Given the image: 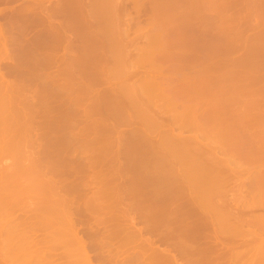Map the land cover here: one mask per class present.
<instances>
[{
  "label": "rangeland",
  "instance_id": "obj_1",
  "mask_svg": "<svg viewBox=\"0 0 264 264\" xmlns=\"http://www.w3.org/2000/svg\"><path fill=\"white\" fill-rule=\"evenodd\" d=\"M121 5H123L122 6L123 8L119 7ZM137 5L139 8L143 7L141 9V12H139L140 9L136 11L135 7ZM118 10H122V12L121 13L120 11L117 12ZM113 12L115 13L116 17ZM10 17L13 21L11 23H10L11 21ZM115 18H117L116 19L117 21L115 20ZM121 18L123 20L119 21V19ZM115 21L116 22L119 21L118 26L116 25L117 23L115 24ZM0 22H1L0 25L2 24L3 27L2 29H4L2 31L0 26V37L2 38L6 37L7 38L6 42H8L6 44L8 45L10 44L11 39L13 38L12 44H10V46H6L5 44V46L7 47L6 48L7 51H5L4 47L2 49L3 53L1 54L3 55L5 53L3 57H6L7 53H9L8 55L11 57L10 60H8L9 57L0 60V71L4 69L3 78L0 79V81L5 80V82L9 86L10 84L11 85L13 84L12 83L13 81H16L15 83L19 84L20 86L19 85L17 86V84L15 86L17 87L22 86V88L26 89L27 91L29 90L30 93V96L28 95L29 98L32 101V103L35 102V104L33 103L35 106L32 107L33 108L40 107L39 109L40 111H34L30 119V122H33L32 125L33 129L31 131V134L33 139H35V141L31 143L28 147H26L25 150L28 152V154H30L31 151L37 150L40 152V150L41 151L45 149L48 150L49 157H47V159L45 158L44 160H42V165L44 166L46 164L51 165L53 163H59L58 165L61 167L59 168L60 169L63 168L62 171H65L61 175L59 173L58 178L61 181L60 183L65 184L66 186L72 184L78 185L79 183H81L82 186L79 187L82 189H84L83 187H85V185L88 183L87 185L88 187H85L88 190L85 191L86 189H84L83 191L84 194L82 191H79V189L76 188L77 186L75 187L74 185L73 186L76 188L75 190L80 192V195L77 194V191L74 192V194L77 195H74L72 193L73 192L72 190L70 191L67 190L66 193L70 192L71 195L73 194L72 195V199H74L72 205L73 209L71 208L72 211L75 210L73 213H75L78 210L77 208L79 206V210L76 212V215L79 216V218L80 217L81 218L77 219L78 217L75 215L76 216L75 219H77L76 227L80 229L81 231L80 235L84 236L83 238H85L84 240H86V243L88 244L87 246L91 250L90 254L93 255L92 257L94 258L95 264L96 263L101 264L100 263L101 259L99 255L100 254L102 255V253L105 257L108 256V258L106 257V259L110 260L112 258L114 262H112V259L110 261L113 264L116 261L119 262L118 264L122 262L124 264L128 262L129 264H143V263L149 264L150 262L149 253L151 252L149 250L150 247L149 248L146 247V249L143 250L144 248L143 246H147V245H144L146 244L144 243L145 242L144 240H143L144 242L141 241L142 237L155 238L154 241L155 245L159 249H164V248L171 250L174 249L172 253L175 252L174 254H177L176 262L178 263L179 262L185 263L187 260L186 257L183 256L180 257V254H178L180 250V248L178 249V247L179 245L181 246L179 242H184L183 244H187L186 242H188V245L182 244L183 249L185 250L188 249L190 254L188 250L187 252L188 255H190L191 257L190 259L195 262L198 261L199 264L200 263L225 264V262L227 264L231 258L229 257L230 256L229 252L231 250L233 252V249L231 248L230 250H228L229 248L227 244L229 243V245L232 247L233 246V244L231 243L232 241H234L233 243H235L234 246L236 245V243H240L238 246H236L237 249L239 248L243 249L245 247L243 245L246 244L247 247L245 248L249 250L248 247L251 248L254 245L256 246L259 245L260 247L261 244L260 251H263L262 243L264 244L263 242L264 231L261 226L264 221V217H263L264 216V195H263L264 184H262L264 183V181H262L264 180V176H263L264 156L259 157L256 156L257 154L251 155L250 153H247L246 154L247 157L251 155V158L255 156L254 158L258 157L259 159L256 158L250 160L251 158L249 157L248 160H245V159H241L240 157L242 156V158H245L243 157L245 156L246 153L245 151L255 152L260 150L262 147L263 148L261 151L262 153L264 152L263 151L264 150V0H77V1L76 0H0ZM135 22L139 23L140 26L139 24L138 25L135 24ZM129 25L131 26L129 28V32L126 35L120 34V30H122L121 28L125 29L126 26H127L126 28H128ZM4 27L7 29L6 32ZM2 32L4 33V36H2L3 35ZM121 35L123 36L121 37ZM13 43L16 45H14ZM53 44L55 45L54 47ZM1 48L2 47H0V50ZM124 54L128 56L126 57L129 60L124 59L125 57ZM193 57L198 58V60L190 61L191 58ZM122 59L125 60L124 61L125 63L126 62L127 63L126 64L123 62L121 63ZM14 62L15 64L18 63L17 67L19 66V68L18 69L16 68L17 70L13 69L14 71H11L12 68L11 70L9 69L10 67H12V65H14L12 64ZM119 62L125 65L121 66ZM187 62H191V64L187 65ZM152 63H154L155 65L153 66ZM140 64H142L143 66H141ZM144 67L146 68V71H144L145 70ZM175 68L176 70H173ZM119 70L120 71L126 70L128 72L130 70H132L131 72L137 70V72L138 71H142V72L138 74L135 73L136 71L133 72L132 74L130 72L129 74H127L128 76L125 74L126 77L125 76L122 77V75L126 73V71L123 74H121L123 71L120 72ZM156 70L157 71L160 70V71L157 72ZM170 70H171L170 74H172L173 71L176 72L177 70L185 71L186 74H184L183 72H179V73H183L181 75L178 74L177 72L176 73L178 75L172 74L176 78L174 79L173 76L171 75V79H174V81L171 83L172 80L168 79L169 76H167ZM209 70L211 72H209ZM4 71H6L7 74ZM207 71L209 73H205ZM100 72L103 73L102 75L106 76L105 78L107 79V81L101 80L104 79L103 77L100 79V81L98 80L100 78L99 76H102ZM110 72L113 74H111ZM147 72L148 74H146ZM117 73L121 74V76L120 74H118L119 78L115 76ZM108 74H110L111 76ZM133 74L139 75L140 78L138 79H142V80H138L137 78H134L136 76H133ZM140 74H142L143 78L141 77ZM145 74L150 78H152L153 76L155 77V75L157 76L160 75L161 78L162 76H167L168 78L167 77L166 78L170 80V82L167 80H166L167 82L166 81L163 82L160 79L159 80L165 83V85L166 83H168L167 86L170 84L171 85V86L169 85L170 87H173V85H175L174 88L178 90L179 88L184 89L181 86V84L187 85L184 87H189V85L192 84L193 85L195 84L196 86L197 85L204 86L205 84V87L207 85L211 89V91L209 89L207 90L205 89L207 92L208 91L210 92L209 94H207L209 95V97L205 96L206 99H204L203 98L204 96L202 97L201 95L197 96L195 92H193L196 95L194 96L196 99L199 98L201 102L204 101L207 102L210 99L209 101L211 103L212 102L220 103L223 101L224 104H227V106L229 105L228 106L229 110H227L226 115H221V117L219 116L220 117L218 118L219 121L217 122L215 121L214 123L209 124V126L204 129H191L194 127H190V128L187 127V129L186 128L181 129V127H178L177 125H174L177 127L173 128L172 125L174 122L172 120H169V116H165L166 114H168L167 113L168 109H166L167 111L165 112V115H162L164 114V111H162L163 109L161 108L160 110L162 113H159L158 110V112H156V115H154L155 113L153 115L155 118H158V115H160L159 117H161V115L162 117L164 116L163 124L166 125L169 124L168 126L165 127L167 128L165 129V133L171 132L170 137L171 138L173 137L175 141H176L175 138L177 139L182 138L179 139L180 140L179 142L187 143V141H183V140H187L189 139V137L191 138L195 137L193 139V141H195L197 137V140L199 139V141H196L193 144H191L190 141H192V139L190 138L191 140L189 141V144H187V146L193 145L192 150L194 153L199 148V147L196 148L198 145L195 143H198L199 145L202 144L203 148H205L206 146H211L210 148L211 149L213 148L212 151H214L213 152L214 154L217 150H219V148H222L223 146L227 147V148L223 147V149L216 152L217 155L219 154L218 155L219 157L217 159L215 157L216 162L221 157L220 158L221 160L218 161L217 163H220L222 161L223 162L222 166L226 164V166L224 167L226 168L228 165L227 167L228 169L229 166L232 164V167L236 169V171L239 169L240 174L242 173L240 177L234 175L239 173L238 171L237 173L236 171L233 172L234 174L232 173L233 169L231 168V166H230V170H228V172H231L230 173L231 176L226 172H224L225 174L224 175L222 173L223 169L222 171L221 170L218 171L217 170L218 168L213 169L218 174L222 173L226 178H228L227 176H229L228 180L229 179L230 180L227 181L228 183L226 182V184H228L226 185L223 179L225 177L222 175L223 176L222 184H224V186L226 185L227 187L223 186L221 187L223 190H221L219 186L212 184L213 178H214V182L216 181L215 179L219 178V176L217 178V175H215L216 178L213 177L214 174L217 173L213 171L212 173L210 171L213 174V175L210 174L213 177L212 179L209 178L210 175L207 174V172L209 173V169L207 170V168L209 167L212 168L211 164L213 161L215 162V159H213L215 155L211 153L212 152L211 149H209L210 154H213V156L212 155L210 156V154H208L209 158L206 157L207 156L206 154L202 156L204 152L207 151V149H204L203 153L201 152L202 153L201 156L199 155L200 153H198L199 152L198 150L202 151L203 149L202 147H201L202 149L199 148L197 150L196 153L198 155L197 154L191 155L193 153L192 152L190 153L189 156L186 148L187 146L184 145V143L182 146V144L179 143L178 140H177L178 143L175 141L173 142L179 145L181 144V149L182 147L183 149H186V151L182 150L183 152L176 150L177 153L179 152L181 154V156H178L179 154H176L178 157L184 158L182 156V153H184V156H186L185 159L181 160L182 162L180 164L179 162H176L177 165L175 163V161L177 160V158H175L177 157L175 156L176 151H174L175 153L172 154L174 156L171 155L172 152L170 151L168 155L167 154L164 155L165 158L169 156L168 158L170 160L169 163H168L169 160L167 161L166 159L165 161H163L161 160L163 157L160 156L161 158H158L156 156L157 154L155 155V151L151 149L152 146H154L152 145V142L157 141L155 142L156 143L155 148L157 146L156 149L157 150L160 149L161 151L164 148L162 147L163 146L162 144L161 147L158 148L159 146L157 145L159 143L158 141L161 139L162 142L164 140L168 141L165 144L167 146L168 143H170V141L171 143H173L172 140H170L171 138L169 139L170 141L167 140L166 136L162 135L164 133L163 132L161 133L162 129H160V131L154 130V133H156V135L152 134L153 132L151 133V135H147V133L150 134L149 130L152 131V129H149L148 127L147 128L144 127L146 126V124H144L143 121H141L142 119L140 120V116L142 115L141 114L137 115L139 113L136 114V110L134 111V108L133 111L135 112V114L133 112V114L131 113L132 114L131 115L129 110H131L132 108L128 107L127 105L128 102L127 96L130 97L129 99H131V101H133L132 97H134L135 99L137 97L136 100H138L139 98L138 101L140 105L141 103L142 104L144 103V105L147 104V103L145 104V102H147V97L145 95L146 93L143 94L144 93L142 91L143 87L141 88L140 86L142 83H144L140 81H143L144 78L145 79L147 78L145 77ZM200 74H202V76L197 77V75ZM183 75H190L191 77L194 76L192 78L195 77L197 78L194 81L193 79L187 76L189 78V81L191 79V81L193 80L192 82H194L191 83L190 81V84L188 85L189 82L186 83L187 80L183 79L186 78V76L182 78ZM129 76L131 80L135 79L134 82L132 80V83H130L132 85L134 83L133 86L130 85L129 83L127 84V80H129ZM181 78L182 81L180 83V81L178 80ZM10 79L13 80L11 83H10ZM131 80L129 82H131ZM71 81L73 82V84ZM161 82L160 84L163 85V83ZM125 83L127 85H123ZM146 83L147 82L145 81L144 84ZM179 84L181 87L178 86ZM84 85H88L87 87L89 88H86V90L88 89L90 91L88 92L90 93V95L86 94L87 92L86 90L80 89L81 88L80 86H84ZM113 86H114V90L118 88L120 91L123 92L122 96L123 95L125 96L123 97L120 96V94L118 93H122V92L120 91L118 92V89L116 90V94L119 95L120 97L114 98L115 97L114 94L113 96L110 95L111 91L109 90L112 89L109 88H113ZM127 86L130 87L128 88ZM177 86L178 88H176ZM157 87L159 86L157 85ZM197 87H195V89ZM42 88L45 90V93L46 92L47 93L46 96L44 95L45 96L43 98L44 100L41 98L42 101H40L39 99L40 97H37L38 95L37 91L39 89L43 90ZM157 89L155 91H157ZM182 89H180L179 92L182 93L183 96L188 95V93L184 94L187 92V90H191L190 88L189 89L186 88L187 90L186 89L182 90ZM192 89H194V87H192ZM144 90L146 89L144 88ZM107 91H109L108 94H106L107 96H105V94H101L104 92L107 93ZM217 91L218 93H216ZM81 92H85L84 96L86 95L87 96L86 97L82 96L83 99H81L82 101H80V103L75 102L73 99L81 95L82 94ZM158 92L159 91L154 92L155 95L151 94L152 97L149 94L151 103H153L154 101V105L152 106L151 104L150 108L157 106L155 102L157 103L158 101L157 99L160 98V95L158 98L157 94L161 93ZM147 93H149V91ZM193 93L190 94L191 97L192 95H194ZM213 94L215 95V98ZM218 95L220 96L218 97ZM183 96L181 95V99ZM227 96L228 98H225ZM124 97H126L125 98L126 100L124 99ZM200 97L203 100H201ZM144 99H146V101L141 102L144 101ZM160 99L158 102L162 103L160 102ZM172 99L170 98V101ZM178 99H180V97ZM136 100H134L135 101V103L133 102L134 104L138 102V101L136 102ZM176 100H174L173 102L178 103V101ZM72 101H74V103ZM189 101L186 103L188 104L192 101H195V99L192 97L191 101L190 102ZM99 103H100V107L102 108L99 107L100 108L99 111L93 113L92 115L86 114L87 117L85 118L84 115L85 111L87 113V110L90 109L91 106L93 105L99 106ZM133 103L131 104L132 107H133ZM182 103L183 100L179 104L183 106ZM223 103L220 104L222 105ZM19 104H17V107L20 106L19 108H21V110H23L24 107L25 108L28 107L31 109V105L30 106L26 104L22 105V102H20ZM179 104H177V107L183 108ZM187 104L186 106H188ZM168 105L170 104L167 103L166 106ZM173 105L175 106V110L173 109V112L174 111L177 112L176 105L175 104ZM125 106H127V108L129 109L124 108ZM193 106L190 107L193 108ZM201 106L202 107H200L199 109L200 111L207 108L206 103H202ZM45 107L50 108V111L49 110H48L49 112L47 111L48 114H45L46 112ZM170 107H172V104L170 105ZM194 108L189 110L190 112L192 110L193 115L196 114V113L194 114ZM152 109H150L151 113L157 111V107L156 109L155 108ZM170 110L169 113L173 115V113H171L172 111L170 112ZM187 111L186 113L188 117L190 114L188 113L189 111L188 112ZM117 112H119L118 114L123 113L122 115L124 117H122L121 115L119 116V118L120 117L124 118V121L122 119L118 120V118L116 117ZM6 114L5 113L0 114L2 115L0 116V148L3 145H5V143H8V138H7L8 134H18L17 128L19 123L16 120H14L15 117L11 111L8 113L10 114L11 117ZM70 114H72L73 116ZM110 114L111 116H108ZM241 114L243 115L242 117H240ZM5 115L10 117L11 120L6 118L3 120L2 117L4 118ZM21 115H22L21 117L22 119L24 115L23 114ZM127 116L128 118H126ZM191 116L192 115H190V117ZM170 117L172 116L170 115ZM222 117L225 119V120L223 119L224 122L223 120H220ZM238 117L240 118L238 119ZM132 119L135 121H133ZM164 119L165 122H169V123H164ZM159 120L162 121L161 119ZM22 121H24V119L21 120L20 122ZM97 121H99L100 123H98ZM170 121H172L173 123H170ZM92 123L100 124L98 125L99 127L96 126L98 129ZM141 123H143L144 125L143 124L141 125ZM101 125L102 126L105 125V129L103 127L105 131L102 129ZM87 126L89 128L86 129L85 127ZM107 127L108 129H106ZM171 127L172 130L168 129ZM224 127H228L225 130V133L226 131L227 133L219 134L221 132L220 130L223 129ZM140 128L141 130L142 128L145 129L144 132L149 138L148 137L146 138L145 133L139 130ZM158 131L161 133V135ZM162 131H164V129ZM172 132L174 135L172 134ZM94 133L97 136L98 134L101 136H99L98 138ZM157 133L159 135H157ZM217 135L218 136L221 135L220 137L222 139L220 138L219 140L218 139L219 137ZM37 136H41L40 138L42 139L41 142L38 141ZM159 136L162 137H160L159 139ZM211 136L212 138H214V136H217L218 138L216 142L221 141V144L227 142L226 144L227 146L223 145L222 147H217L218 145L213 144V139L211 140ZM94 137L96 139L94 140V142L95 141L96 142L93 143L94 145H92L91 148V145L88 144L87 141L89 142V140L93 139ZM231 137L234 140H236V142H234L231 139ZM214 139H216V137ZM223 139H226V142L222 143V141H225ZM228 139H231V141H233L232 142L233 144L230 142L232 146L238 147L244 151L242 152L244 153V155L241 153L242 155L240 154L239 155L240 157L238 155H235L234 153L233 157L236 158L238 156L240 158L239 160V158L237 157L238 159L235 161V164L233 162H231V164L230 162L228 163L226 161L228 158L227 159L224 158L226 157L225 156L226 154H223V151L224 153H226L229 150L233 151V149H235V148L232 149L231 148L232 146L230 144L228 145ZM151 140L152 142L150 143L149 141ZM92 141L93 140H91V142ZM148 143H150V145ZM171 143L169 144L170 146H168L170 148H172ZM209 143L213 144V146L210 145ZM177 144H175V146H177ZM15 145L16 144H14V146ZM85 145H87V147L88 145H90V147H88L86 150ZM195 145L196 147H194ZM166 148L167 147H165V149ZM178 148H180V146ZM188 148H189L188 151L190 152L191 149L190 147ZM193 148H196V150ZM253 148H255L256 150ZM93 149L95 150V152L93 151ZM167 149L165 150V152L163 150V154H165L166 151L171 150V149L168 150ZM227 149L229 150L225 152V150ZM86 151L87 153H84ZM186 152L188 155H186ZM229 153L230 152H228V154ZM28 154H27V159H25L24 156L22 158L20 155L18 156L15 154L0 155V198L9 197L11 199H15L17 204L13 210H10L3 203L0 202V222L10 214L9 215L10 217L9 216L7 217V219L8 218L9 219L8 221H6L4 225L3 233L0 236V246L11 245L8 255L14 256L15 258L17 256H20L21 258L24 253L33 250L30 249L29 246L27 245L29 244V238H32V240L34 239L37 242H39L40 239L41 240L43 239L45 241L47 240V237L49 236L50 232L54 230L57 231V229L59 230L60 228L64 229V222L62 221V219H60L61 221L59 222V219L53 216L55 215L56 212L54 210V206L52 205V202H50L49 200L52 196L50 194L48 195L46 187H42L40 185V183L43 181H47L49 179L55 178V175L53 171H50L49 173H44L43 177L38 176V173L35 170L31 169L32 160L28 156ZM230 156L231 155H228L231 161L232 156L231 157ZM157 158L160 159V162ZM206 158H208L209 160ZM235 158L232 159V161L235 160ZM171 161L172 162L174 161L176 165L174 167L175 168L174 172L173 171L171 172V170H173L172 167H171L172 169H169V167L171 166L170 163L172 164ZM208 162L210 163L209 165H207ZM222 162L220 164H222ZM217 163L215 164L216 167H218ZM89 165L91 169H89ZM204 165L206 167H204ZM251 165H253L254 167L252 166L251 168ZM71 166L73 168L70 170L69 167ZM83 166H85V169ZM93 166L95 168L92 169ZM182 167L185 168L188 172H190V174H188L187 172L184 174H186L187 177L189 175L190 176L189 178L186 177L181 181L180 180L181 178L179 177L180 174L178 175L179 178L176 179L174 178L175 175L172 173H177L176 171L179 168L180 170L182 169L183 171ZM196 168H198L199 170H197ZM67 169H69L70 171ZM180 170L178 171L179 173H181ZM224 171H227V169ZM182 174L183 173H181L180 176L183 178L184 175L182 176ZM200 174H203L204 176ZM90 177L92 181L94 180V182L99 181L98 184L100 185H98L97 183L94 184L90 180ZM95 177H97V179ZM98 177L100 179H98ZM102 179L105 180L103 181ZM255 179H258L260 183L258 184V181H256ZM253 180H255L256 182L255 181L254 182L258 184L257 186L259 187L263 186L261 187L263 188L261 192L260 189L258 191L259 187L256 189L257 192H255V190L252 189V187L255 186V185L252 186ZM83 182L84 183L86 182L84 186H83ZM239 182L245 185V186L242 185L244 188L246 187V184L248 185L249 188L246 187L247 188L246 190V188L244 189L242 188V186L239 187V185H241L239 184ZM89 183L91 184L93 183L94 185H91ZM107 183L110 184L106 185ZM260 184L262 185L260 186ZM200 186L202 188H200ZM94 187L97 188L96 190L102 188L104 193L103 192L100 193L102 190H100V192L97 193L99 190L96 192ZM215 187L217 190L215 189ZM92 188H94V190ZM106 189L108 193H106ZM224 190H227L228 192H225ZM239 190L242 191L239 192ZM92 191H95L96 194L94 193L95 194L94 195ZM241 192L243 195L242 194L241 195L239 194L240 196L237 195L238 193ZM261 198L263 201L261 200ZM91 199L95 205L96 204L100 205L99 207L98 206L93 207V208L95 207L99 208L98 210H95V212L98 211L97 213L94 212L93 208H91L93 209V212L92 211L90 212L89 210L90 204H93V203L89 204ZM94 201H97L98 203ZM261 202H263V204ZM92 206L93 205H91V207ZM220 209L221 212H224L223 209L224 210L228 209L227 212L225 211V213H227V216L226 214L223 213L227 218H229L228 213L230 210L232 212V213L230 212V214L239 217L237 219L245 218V220L242 219L244 222L240 219V222L242 221L243 222L242 224H244V226H242L240 225L239 220L236 221L235 216L232 217V215L230 216L229 214L231 219L229 218L230 222L229 219H227L228 220L227 223L229 224L232 222L231 226H229L230 224L228 225L230 228L231 227L235 228L234 227L235 225L233 223L237 222L235 223L237 225L239 222V229L240 227H243V229L241 228L240 230H244L245 232L249 231V233L251 231V233H253L252 236H254V238L255 237L259 238L260 235L258 236L257 233L262 234L263 232V234L260 237V240L251 238L252 237L250 235L251 233L250 234L248 233L249 236L244 235L245 238H243L241 236L243 233H245L243 231L240 234V238L239 236L238 238H235L237 237L235 236V232H234L235 229L231 231L233 235L232 236L233 238H231L230 237L231 235L229 236L230 234L229 227L227 228L229 234L223 233V235L219 236V234L222 233L216 232L215 230L217 228L216 225H218L219 222L218 223L215 222L214 217L218 221L222 219L221 217L220 219L219 217H217L218 219L216 218L217 213H218L217 216L222 214L221 212L219 213V211H217ZM233 209L235 211H232ZM69 211L72 212L71 210ZM78 213L80 214L78 215ZM91 213H93V215ZM202 214H204L203 216L209 215L207 216L209 217L211 223V225L207 224L209 227L205 225V222L209 220V219L207 220L206 216L204 218H206L207 221L202 219V221H205L203 223L206 227L204 226L201 227V224L203 223H201L202 221L201 218H199V215L201 216ZM179 215L180 216L184 215L183 217L181 216L180 222H178V217H180ZM259 215L263 217V221L261 222L262 224L260 223V220L262 218L259 217ZM257 216L258 218L261 219H258ZM132 218H136L137 221L134 225L131 224ZM224 218L222 220H224ZM255 219L259 221H256ZM40 220L46 221L43 228H41V226L39 227L38 221ZM224 221L226 222V220ZM222 222L223 221L219 223V226L220 224L222 225L226 224L225 222H223L224 224ZM60 223L62 224L61 227H60ZM146 225L148 227H146ZM222 225L219 228H221ZM258 225L261 227L262 232ZM149 226L151 228L153 226L154 230L156 229L155 230L156 232L150 231L149 229L151 228ZM180 227L181 230L189 231L188 232L189 234L187 233L188 236H184L185 233L183 234V236L180 235L181 233L180 234L174 233L173 234L175 235L174 238L172 237L167 240H164V236H163L164 233L169 234L171 231L169 233H167V231L169 230L173 231V229L175 232H177V230H179ZM140 228L142 229V232H140L139 237H137L138 235L136 231L137 229ZM236 228L238 229V226ZM115 229L123 230V232L124 231L125 232L122 233L121 235L119 233L122 231H116ZM237 229H236V233H238L239 231V230L237 231ZM113 231L119 232L118 238L117 236L116 237L114 236L115 239H113L112 236L115 233ZM132 231H134L136 234L134 232L132 233ZM214 231L216 234L214 233ZM93 232H96L97 236H95V233ZM98 232L99 234L101 233L100 236ZM160 232L162 236L160 235ZM221 232L224 231L221 230ZM109 233H111L112 236ZM177 235L179 238L176 237ZM179 235L181 236V238ZM215 235H217V237ZM94 236L95 238H97V241H94L95 240ZM110 236L112 238H110ZM103 237L105 238L109 237L110 240L105 239ZM262 237L263 239H261ZM98 238L101 239L103 238L109 241L112 240L111 248L109 249L107 245H105L101 241V239L98 241ZM139 238H141V240ZM136 242H137V246L135 245ZM139 242L143 244L140 245ZM45 246L49 248L51 247V245L49 246L46 242H41V244L39 245V247H43V248ZM184 247H186L187 249ZM194 248H196L198 251L196 249L194 250ZM245 248L243 249V251H246ZM254 249L255 251H257V248L255 247L253 249L251 248L249 250L250 254H254L252 253L255 252ZM248 250L246 252H248ZM58 252L61 254L62 250ZM239 252L242 253L241 250ZM118 253L119 255H117ZM256 253L258 254H255L253 256L252 255L249 256L248 253L249 257L248 256L243 257L245 261L242 262L244 263L249 262L250 264L251 261L253 260L251 264L254 263L258 264L256 263L257 255H259L261 260L263 259L261 257L262 255L261 252H259V249L258 252ZM127 254H129V256ZM231 255L232 257L233 256L235 257V254L233 253ZM134 256H136L137 259ZM130 257L131 258L134 257V258L130 259ZM226 257L227 258L229 257V261ZM241 257L242 256L238 257L239 259L237 258L239 262H241L240 261ZM127 258H129L130 260ZM263 258H264V251H263ZM237 259H235L236 262H238ZM57 260H60V262L64 261V259L61 261V257H59ZM57 260H55L54 262L59 263V261ZM126 260H128V262ZM171 263L164 262L163 264H171ZM230 263L231 262H229V264ZM259 263L264 264L263 261L262 263L261 262ZM31 264H34V262ZM156 264H161V262L160 263L157 262Z\"/></svg>",
  "mask_w": 264,
  "mask_h": 264
},
{
  "label": "bare ground",
  "instance_id": "obj_2",
  "mask_svg": "<svg viewBox=\"0 0 264 264\" xmlns=\"http://www.w3.org/2000/svg\"><path fill=\"white\" fill-rule=\"evenodd\" d=\"M77 1V0H76ZM81 2V1H80ZM75 4V3H74ZM80 4V3H79ZM72 5V4H71ZM124 5V4H123ZM123 5H121V6H119L120 8H123L122 6ZM67 6V5H66ZM70 6V5H69ZM142 6H144V5H142ZM65 7V6H64ZM118 7V8H119ZM125 7V6H124ZM32 8V7H31ZM81 8V7H80ZM116 8V7H115ZM119 8V9H120ZM136 8V11H138L139 9H140V11L139 12H141V9L143 8H139L138 7V5L135 7ZM125 9H127V8H125ZM22 10V9H21ZM124 10V9H123ZM5 11V10H4ZM20 11V10H19ZM120 11V13L122 12V10H118L117 12H119ZM18 12V11H17ZM21 12V11H20ZM114 12H116V11H114ZM113 12V13H114ZM124 12V11H123ZM138 12V13H139ZM125 13V12H124ZM16 14V13H15ZM111 14V13H110ZM137 14V13H136ZM140 14V13H139ZM39 15V14H38ZM114 15H115V13H114ZM117 15H118V13H117ZM138 15V14H137ZM136 15V16H137ZM13 16V15H12ZM140 16V15H139ZM37 17V16H36ZM49 17H50V15H49ZM49 17H47V18H49ZM115 17H116V15H115ZM138 17V16H137ZM13 18V17H12ZM39 18V17H38ZM46 18V17H45ZM72 18V17H71ZM118 18V17H117ZM117 18H115V20L117 19ZM120 18V17H119ZM10 19H11V17H10ZM114 19V18H113ZM51 20V19H50ZM72 20V19H71ZM121 20H123L122 18L121 19H119V21H121ZM45 21V20H44ZM117 21V20H116ZM115 21V24L118 26V23H119V21L118 22H116ZM11 22H13L12 21V19H11V21H10V23ZM46 22V21H45ZM72 22V21H71ZM138 22V21H137ZM1 23V22H0ZM114 23V22H113ZM135 24H139V23H136L135 22ZM52 25V24H51ZM67 25V24H66ZM113 25V24H112ZM1 26V30L3 31L4 29H2L3 27H2V24L0 25ZM69 26H71V25H69ZM85 26V25H84ZM139 26H140V24H139ZM66 27V26H65ZM68 27V26H67ZM120 27V26H119ZM127 27V26H126ZM125 27V29L124 28H121L122 30H120V34H127L128 32H129V28L131 27L130 25L128 26V28H126ZM5 28V27H4ZM86 28V27H85ZM58 29V28H57ZM63 29H65V28H63ZM73 29V28H72ZM6 28H5V32H6ZM56 30V29H55ZM101 30V29H100ZM106 30V29H105ZM107 31V30H106ZM122 31V32H121ZM103 32V31H102ZM105 32V31H104ZM108 32V31H107ZM53 33V32H52ZM60 33H61V31H60ZM63 33V32H62ZM95 33V32H94ZM2 36H4V33L2 32ZM6 34V33H5ZM8 34V33H7ZM90 35V34H89ZM94 35V34H93ZM92 35V36H93ZM123 35H121V37L123 36ZM7 36V35H6ZM9 37V36H8ZM89 37V36H88ZM87 37V38H88ZM5 38V39H4ZM4 38H2V37H0V47H2L1 48V50L0 51H2V52H0V60L2 59L3 60V58H5L6 59V57H9V59L8 60H10V57L11 56H9L8 54L9 53H7V55H6V57H3V55L5 54H1V53H3V47L5 48V51H7L6 50V46H10V44H12V40H13V38L11 39V42H10V40H9V42H10V44L8 45V44H6V43H8V42H6V37H4ZM10 38V37H9ZM60 38V37H59ZM58 38V39H59ZM82 38V37H81ZM90 38V37H89ZM8 41V40H7ZM39 41V40H38ZM60 41V40H59ZM51 42V41H50ZM52 42H54V41H52ZM83 42V41H82ZM16 43V42H15ZM96 43V42H95ZM5 44H6V46H5ZM14 44V43H13ZM71 44V43H70ZM134 44V43H133ZM14 45H16V44H14ZM83 45V44H82ZM55 45L53 44V47H54ZM58 47V46H57ZM67 54V53H66ZM56 55V54H55ZM125 55V54H124ZM129 55V54H128ZM100 56H101V54H100ZM127 55H125V57H126ZM130 56V55H129ZM14 57V56H13ZM124 57V59L126 60L127 59V57L125 58ZM52 58V57H51ZM101 58V57H100ZM100 58H98V59H100ZM4 59V60H5ZM16 59V58H15ZM63 59V58H62ZM106 59V58H105ZM108 59V58H107ZM201 59V58H200ZM53 60V59H52ZM55 60V59H54ZM102 60V59H101ZM100 60V61H101ZM123 60V59H122ZM121 60V63L123 62V63H125L124 61L125 60H123L122 61ZM127 60H129V59H127ZM197 61L198 60V58H196V57H193V58H191V60L190 61ZM50 61V60H49ZM97 61H99V60H97ZM104 61V60H103ZM200 61V60H199ZM12 62V61H11ZM59 62V61H58ZM57 62V63H58ZM104 63H106V62H104ZM120 63V62H119ZM120 63V64H121ZM127 63V62H126ZM125 63V64H126ZM12 64H14V65H12V67H10V69L9 70H11V68H12V70L11 71H14V70H17L18 68H19V66L17 67V65H18V63L17 64H15V62L14 63H12ZM124 64V65H125ZM188 64H191V62H187V65ZM123 64H121V66H122ZM123 65V66H124ZM141 66H143L142 64H140ZM152 65L154 66L155 64L154 63H152ZM16 66V67H15ZM8 67H9V65H8ZM100 67V66H99ZM17 68V69H16ZM145 68V67H144ZM2 69V68H1ZM14 69V70H13ZM138 69V68H137ZM4 70V69H3ZM3 70H1L0 71V79H2L3 78ZM8 70V69H7ZM63 70V69H62ZM127 70H129V69H127ZM141 70H143V69H141ZM173 70H176V68L175 69H173ZM19 71V70H18ZM17 71V72H18ZM64 71V70H63ZM100 71V70H99ZM102 71H103V69H102ZM101 71V72H102ZM109 71V70H108ZM116 71H117V69H116ZM120 71V70H119ZM123 71V72H122ZM122 71H120V72H122L121 74H123L125 71L124 70H122ZM132 70H130L129 72L128 71H126V73H124L123 75H122V77H126V75L127 74H129L130 72H131ZM136 71V72H135ZM135 71H133V72H135V73H141L142 71H138L137 72V70H135ZM144 71H146V68H145V70ZM144 71H143V73H144ZM148 71V70H147ZM157 71V70H156ZM158 71H160V70H158ZM157 71V72H158ZM4 72H6V71H4ZM100 72V73H101ZM114 72H115V70H114ZM128 72V73H127ZM133 72H131V74L133 73ZM178 74H186L185 73V71H176ZM175 71H173L172 72V74H175V75H178L177 73H176ZM179 72H183V73H179ZM209 72H211L210 70H209ZM208 71L207 72H205V73H209ZM62 73V72H61ZM69 73H71V72H69ZM105 73V72H104ZM109 73V72H108ZM111 73V72H110ZM171 73V70H170V72H169V74L167 75V76H169V78L167 77V76H162V78L160 77V75L159 76H157V75H155V77L153 76L152 77V75H151V77L152 78H150V77H148V76H146V74H148V72L145 74V77H147L146 79H145V81L147 82L146 84H144L145 83V81H144V79H143V81H140V82H144V83H142L140 86H141V88L143 89L142 91L144 92L143 94H145L146 95V97H147V102H145L146 101V99H144V101H141V102H145V104L146 105H144V103L142 104L141 103V105L139 104V98H138V100H136L137 99V97H136V99L134 98V97H132V99H133V101H131V99H129L130 97L129 96H127V98H128V102H127V105H128V107H131L130 109L131 110H129L130 111V114L132 113L133 114V112L136 110V114L137 113H139V114H137V115H142V116H140V120L141 121H143V123L144 124H146V126H144L145 128H149V129H152V131L151 130H149V133L150 134H148L147 133V135H151V133L152 134H155L156 135V133H154V130H159L160 131V129H164V131H162L161 130V133L163 132L164 134H162L163 136H166V139L167 140H169L171 137V132L169 133V132H166L165 133V129H167V128H165L166 126H168V125H166V124H163V118H164V116L162 117V115H165V112L167 111L166 109H168V111H167V113L169 114H166L165 116H169V120H172V121H170V123H173V125H172V127L173 128H175V127H181V129L182 128H186L187 129V127L188 128H190V127H194V128H191V129H204V128H206V127H208L209 126V124H211V123H214L215 121L217 122V121H219V119L218 118H220L221 117V115H226L227 113V110H229L228 108V106H227V104H224L223 103V101L222 102H220V103H223L222 105L220 104V103H218V102H215V103H211L209 100L206 102V101H204V102H201L200 100H199V98H195L194 96H200L201 95V97L202 96H204L203 98L204 99H206L205 98V96H207V97H209V95H207V94H209L210 92L208 91H206L207 89H209L210 91H211V89H210V87L209 86H207L206 85V87H205V84H204V86H202V85H189L190 84V81H191V79H193L194 81L196 80V78L197 77H200V76H202V74H200V75H197V77H195V78H192V77H194V76H190V75H183L182 76V78L184 77V76H186V78H183L184 80H187L186 81V83L187 82H189L188 83V85H189V87H184V86H187V85H182L181 84V86L184 88V89H191L192 90V92H191V90H187V92L186 93H184V94H187L188 93V95H184L183 96V94L182 93H180L179 91H180V89H182V88H179V90L178 89H175L174 88V86L175 85H173V87H170L169 85L167 86V84L168 83H166V85H165V83H163L164 81H169L170 82V80H172L171 81V83L174 81V79L176 78L175 76H173L172 74H170ZM202 73V72H201ZM6 74H7V72H6ZM6 74H5V76H6ZM99 74V73H98ZM103 73H101V75H102ZM111 74H113V73H111ZM115 74V73H114ZM118 74H120V73H117L115 76H117L118 78H119V76H118ZM121 74H120V76H121ZM126 74V75H125ZM160 74V73H159ZM197 74H198V72H197ZM108 75H110V74H108ZM141 75V77H142V74H140ZM171 75L173 76V78L174 79H171ZM208 75V74H207ZM4 76V77H5ZM111 76V75H110ZM128 76V75H127ZM131 76V75H130ZM130 76H129V80H127V84L129 83H132V80H131V78H130ZM133 76H136V77H134V78H140L139 77V75H134L133 74ZM132 76V77H133ZM138 76V77H137ZM144 76V75H143ZM191 78L190 79V81H189V78ZM97 77H98V75H97ZM100 78L98 79L99 81H100V79L103 77L104 79H101V80H106L107 81V79L105 78L106 76H104V75H102V76H99ZM114 77V76H113ZM121 77V78H122ZM163 77H167L168 79H170V80H168L167 78L165 79V78H163ZM71 78H72V76H71ZM143 78V77H142ZM182 78L181 79H179L178 81H180V83H181V81H182ZM8 79V78H7ZM112 79V78H111ZM125 79V78H124ZM127 79V78H126ZM148 79H150V80H148ZM161 81H163V82H161ZM164 79V80H163ZM177 79H178V77H177ZM95 80V79H94ZM131 80V82H129ZM135 80V79H134ZM134 80H133V82H134ZM138 80H142V79H138ZM192 80V81H193ZM9 81V80H8ZM13 80H11L10 79V83L12 82ZM124 81H126V80H124ZM166 81V82H167ZM178 81H176V82H178ZM191 81V83H194V82H192ZM16 81H13L12 83V85L10 84V86L5 82V80L4 81H0V114H6V115H8V116H10V114H8L10 111L12 112V114L14 115V120H16L18 123H19V125H18V128H17V131H18V134H8V136H7V138H8V143H5V145H3L1 148H0V155L1 154H4V155H20L22 158H23V156L25 157V159H27V154H28V152L25 150L26 149V147H28L31 143H33L34 141H35V139H33V137H32V134H31V131H32V125H33V122H30V119H31V115H32V113L34 112V111H40L39 109H40V107L38 108V107H32V106H35L34 104H35V102H33L32 103V101L30 100V98H29V96H30V93H29V90L27 91L26 89H24V88H22V86L21 87H17L19 84H17V83H15ZM72 82V81H71ZM109 82V81H108ZM159 82V83H158ZM160 82L161 83H163V85H161L160 84ZM184 82V81H183ZM182 82V83H183ZM124 83V82H123ZM158 83V84H157ZM204 83V82H203ZM202 83V84H203ZM17 84V86H15ZM72 84H73V82H72ZM71 84V85H72ZM126 83L125 84H123V85H127ZM144 84V85H143ZM160 84V85H159ZM184 84V83H183ZM14 85V86H13ZM70 85V86H71ZM130 85H132V84H130ZM133 85H134V83H133ZM132 85V86H133ZM157 85L159 86V87H157ZM20 86V85H19ZM78 86V85H77ZM88 85H84V86H80L79 88L81 89V90H86V88H89V87H87ZM162 86V87H161ZM165 86H166V88H165ZM179 87H181L180 86V84L178 85ZM178 86L176 87V88H178ZM194 87V89H192V87ZM201 86V87H200ZM212 86V85H211ZM83 87V88H82ZM112 87V86H111ZM126 87V86H125ZM128 88L130 87V86H127ZM195 87H197L196 89H195ZM220 87V86H219ZM71 88H73V87H71ZM85 88V89H84ZM144 88L146 89V90H144ZM158 88V89H157ZM218 88V87H217ZM221 88V87H220ZM219 88V89H220ZM43 89V88H42ZM109 89H112V90H109V91H111L110 92V95H112L113 96V94H114V98H118V97H120V96H122V94H123V92L122 91H120L118 88H116L115 90H114V86H113V88H109ZM118 89V92L120 91V92H122V93H118V94H120V96L119 95H117L116 94V90ZM157 89V91H159L158 93H160V94H157L158 96V98H159V95H160V102H162V103H159L158 101H159V99H157L158 101H157V103H159V104H157L156 102H155V104L157 105L156 107H157V111H154V112H152L151 113V111H150V109H152V108H155L156 109V107H152V108H150L151 107V104H152V106L154 105V101H153V103H151V100H150V95L152 94V95H155L154 94V92H157V91H155ZM162 89H164V90H162ZM184 89H182V90H184ZM206 89V90H205ZM230 89V88H229ZM41 89H39L38 91H37V93H38V95H37V97H40L39 99H40V101H42V99L46 96V93H45V90L43 89V90H41ZM149 91V93H147L148 91ZM178 90V91H177ZM58 91V90H57ZM87 92H86V94H89L90 95V93H88V92H90L88 89L86 90ZM109 91H107V93H101V94H105V96H107L106 94H108V92ZM162 91H163V93H162ZM206 91V92H205ZM214 91H216V90H214ZM94 92V91H93ZM113 92H115V93H113ZM151 92H153V93H151ZM178 92H179V94H178ZM190 92V93H189ZM193 92H195V94L193 93ZM220 92V91H219ZM57 93V92H56ZM82 94L81 95H79L78 97H76L75 99H73L75 102H79L80 103V101H82L81 99H83V97H86V96H84L85 94V92H81ZM95 93V92H94ZM194 94V95H192V97L195 99V101H192V102H190L191 101V99H192V97H191V95L190 94ZM206 93V94H205ZM212 93V92H211ZM216 93H218V91L216 92ZM54 94H55V91H54ZM125 94V93H124ZM150 94V95H149ZM205 94V95H204ZM29 95V96H28ZM45 95V96H44ZM92 95V94H91ZM149 97H148V96ZM152 95H151V97H152ZM181 95L183 96L182 97V99H181ZM214 95V94H213ZM221 95V94H220ZM220 95H218V97L220 96ZM83 96V97H82ZM100 96V95H99ZM102 96V95H101ZM111 96V97H112ZM123 96H125V95H123ZM122 96V97H123ZM144 96V95H143ZM162 96V97H161ZM89 97V96H88ZM94 97V96H93ZM98 97V96H97ZM156 97V98H157ZM172 97H173V99H172ZM180 97V99H178V98ZM191 97V98H190ZM200 97V98H201ZM224 97V96H223ZM42 98V99H41ZM47 98V97H46ZM92 98V97H91ZM105 98V97H104ZM108 98V97H107ZM110 98V97H109ZM113 98V99H114ZM126 97H124V99H125ZM145 98V97H144ZM149 98V99H148ZM170 98L172 99L171 101H170ZM175 98V99H174ZM211 98V97H210ZM214 98H215V95H214ZM222 98V97H221ZM221 98H219V99H221ZM225 98H228V96L227 97H225ZM111 99V98H110ZM176 99H178V100H176ZM208 99V98H207ZM33 100V99H32ZM44 100V99H43ZM105 100V99H104ZM123 100V99H122ZM126 100V99H125ZM133 103H135V101L134 100H136V104H134L133 103V107H132V103L130 102V101ZM169 100V101H168ZM174 100H176V101H178V103L176 102V103H174L173 101ZM182 100H183V106L181 105V104H179V103H181L182 102ZM190 100V101H189ZM201 100H203L202 98H201ZM212 100V99H211ZM225 100V99H224ZM39 101V102H40ZM74 101H72L73 103H74ZM181 101V102H180ZM190 102V103H186V102ZM197 101H199V102H197ZM229 101V100H228ZM231 101V100H230ZM20 102H22V105L23 104H26V105H31V109L30 108H28L27 106V108H23V110H21V108H19L20 106H18L17 107V104H19ZM173 102V103H172ZM201 102V103H200ZM126 103V102H125ZM130 104V106H129V104ZM148 103H149V105H148ZM167 103L168 104H172V107L174 106L173 104H175L176 105V107H177V104H179V105H181V107H183V108H176V110H177V112L176 111H174L173 112V109L175 110V106L172 108V107H170V105H168V106H166L167 105ZM184 103H186L188 106H186V104H184ZM192 103V104H191ZM202 103H206V106H207V108H205L204 110H199L200 109V107H202L201 106V104ZM138 104H139V106H138ZM161 104V105H160ZM191 104V105H190ZM20 105V104H19ZM21 105V106H22ZM135 105H137V106H135ZM143 105V106H142ZM164 105H165V107H164ZM178 105V106H179ZM194 105V106H193ZM91 106V105H90ZM102 106V105H101ZM124 106V105H123ZM184 106H186V107H184ZM190 106H193V108H194V114L195 115H193L192 114V110H191V112L189 111L190 109H193V108H191ZM199 106V107H198ZM100 103H99V106H97V105H93V106H91L90 107V109H88L87 110V113H86V111H85V118L87 117V115L86 114H93V113H95V112H97V111H99V109L100 108H102V107H100ZM119 107V106H118ZM121 107V106H120ZM150 109H149V108ZM164 107V108H163ZM168 107V108H167ZM170 107V108H169ZM189 107V108H188ZM46 109V112L49 110L50 111V108L49 107H45ZM48 108V109H47ZM87 108V107H86ZM89 108V107H88ZM104 108V107H103ZM124 108H126V109H129V108H127V106H125ZM133 108H134V111H133ZM148 108V109H147ZM159 108V109H158ZM160 108L161 109H163L162 111H164V114H162L161 115V117H159L160 115H158V118H155L154 117V115H156V112H158V110H159V113H162L161 112V110H160ZM232 108V107H231ZM20 109V110H19ZM171 109V110H170ZM105 110V109H104ZM103 110V111H104ZM106 110H107V108H106ZM153 110V109H152ZM169 110H170V112L171 113H173V115L172 114H170L169 113ZM189 112H188V111ZM196 110V111H195ZM48 111V112H49ZM127 111V110H126ZM132 111V112H131ZM138 111V112H137ZM180 111V112H179ZM186 111L190 114V115H192L191 117H190V115L187 117V113H186ZM45 112V111H44ZM45 112V114H48V112L46 113ZM101 112V111H100ZM113 112V111H112ZM112 112H111V114H112ZM231 112V111H230ZM71 113H72V111H71ZM102 113V112H101ZM101 113H100V116H101ZM105 113V112H104ZM114 113V112H113ZM119 112H117V115H116V117L118 118V120H120V119H122L123 121H124V118H122V117H124L121 113L120 114H118ZM155 113V114H154ZM158 113V114H159ZM184 113H186V114H184ZM240 113V112H239ZM21 114H23L24 116H23V118L21 119V117H22V115ZM103 114V113H102ZM111 114L110 115H108V116H111ZM131 114V115H132ZM134 114H135V112H134ZM152 114V115H151ZM154 114V115H153ZM234 114V113H233ZM5 115V117L3 118L2 117V119L4 120L5 118L6 119H10L11 120V116L10 117H8V116H6ZM70 115H72V114H70ZM88 115V116H89ZM122 115V117H120L119 118V116H121ZM170 115L172 116V117H170ZM236 115V114H235ZM238 115H240V114H238ZM0 116H2V115H0ZM73 116V115H72ZM74 116H75V114H74ZM107 116V117H108ZM220 116V117H219ZM237 116V115H236ZM243 115L241 114V116L240 117H242ZM114 117H115V115H114ZM154 117V118H153ZM157 117V116H156ZM240 117H238V119L240 118ZM82 118V117H81ZM116 118V119H117ZM126 118H128V116L126 117ZM171 118V119H170ZM24 119V121H22V122H20L21 120H23ZM72 119H74V118H72ZM79 119V118H78ZM83 119V118H82ZM114 119V118H113ZM137 119H138V117H137ZM136 119V120H137ZM159 119H161L162 121H160ZM224 118L222 117L220 120H223ZM20 120V121H19ZM80 120V119H79ZM98 120V119H97ZM133 120V119H132ZM159 120V121H158ZM225 120V119H224ZM224 120H223V122H224ZM9 121V120H8ZM29 121V122H28ZM133 121H135V120H133ZM140 121V122H141ZM98 123H100L99 121H97ZM120 122H122V121H120ZM178 122V123H177ZM98 123H95V124H93L95 127L97 126V127H99L98 125H100V124H98ZM104 123V122H103ZM143 123H141V125L143 124ZM164 123H169V122H165V119H164ZM89 124V123H88ZM91 124V123H90ZM143 124V125H144ZM180 124H181V126H180ZM127 125V124H126ZM171 125V124H170ZM174 125H177V126H174ZM184 125H186V126H184ZM10 126V125H9ZM93 126V127H94ZM102 126V125H101ZM92 127V128H93ZM96 127V128H97ZM103 127H104V129H105V125H103L102 126V129H103ZM172 127L171 128H168V129H171L172 130ZM86 129L87 128H89L88 126L87 127H85ZM226 128H228V127H224L223 129H221L220 131V133L219 134H226L227 133V131H226V133H225V130H226ZM98 129V128H97ZM103 129V130H104ZM106 129H108V127L106 128ZM90 130V129H89ZM88 130V131H89ZM94 130V129H93ZM139 130H141V128L139 129ZM138 130V131H139ZM170 130V131H171ZM228 130V129H227ZM230 130V129H229ZM95 131H96V129H95ZM94 131V132H95ZM105 131V130H104ZM113 131H114V129H113ZM119 131V130H118ZM141 131H145V129H143L142 128V130ZM140 131V132H141ZM151 131V132H150ZM158 131V132H159ZM169 131V130H168ZM174 131V130H173ZM99 132H100V130H99ZM140 132H139V134H140ZM142 132V133H143ZM148 132V131H147ZM83 133H85V132H83ZM145 133V132H144ZM160 133V132H159ZM161 133H160V135H161ZM168 133V134H167ZM80 134H81V132H80ZM95 134V133H94ZM172 134H173V132H172ZM176 134V133H175ZM179 134V133H178ZM34 135V134H33ZM78 135V134H77ZM96 135V134H95ZM94 135V136H95ZM141 135H143V134H141ZM145 135H146V133H145ZM145 135H143V136H145ZM146 135V138L148 137ZM157 135H159L158 133H157ZM174 135V134H173ZM99 136H101V135H99L98 134V136L96 135V137H98L99 138ZM169 136V137H168ZM178 136V135H177ZM180 136V135H179ZM218 136V135H217ZM217 136H214V138L216 137V139H214V138H212V136H211V140L213 139V144L214 145H218L217 147H222L223 145H226L227 144V142H226V139H223V140H225V141H222V143H224V142H226V143H224V144H221V141L219 142V141H217L216 142V140H217V138L220 140V136L221 135H219L218 137ZM38 137V141H42V139H40L41 138V136H37ZM142 137V136H141ZM160 137H162V136H159V139H160ZM181 137V136H180ZM149 138V137H148ZM165 138V137H164ZM163 138V139H164ZM173 138V137H172ZM170 139V140H172V142L173 141H175L174 140V138L173 139ZM179 138V137H178ZM184 138V137H183ZM191 137H189V139H187V140H183V141H187V143H184L182 140V142L184 143V145H186L187 146V144H189V141L192 139V141H190V143L191 144H193L194 142H196V141H199V139L197 140V137H196V140L195 141H193V139L195 138V137H193V138H191ZM230 138V137H229ZM153 139V138H152ZM176 139V141L175 142H177V140H178V142L180 141L179 139H182V138H179V139H177V138H175ZM222 139V138H221ZM231 139L234 141V142H236V140H234L232 137H231ZM231 139H228V145L230 144L231 145V143L233 142V141H231ZM236 139V138H235ZM91 140H93L92 142H91ZM91 140H89V142L87 141V143L88 144H90L91 145V148H92V145H94L93 143H95L94 142V140H96L95 139V137L93 138V139H91ZM98 140V139H97ZM162 140V139H161ZM161 140H159L158 142V144L157 145H159L158 146V148H160L161 147V144L163 145L162 147L164 148L163 150H164V152H165V150L168 148V149H171V150H168V151H166V153L165 154H163V150H161L162 151V153H161V151H160V149H156L157 148V146H156V148H155V145H156V143L155 142H157V141H154V142H152V140L151 141H149L150 143L152 142V145H154V146H152V148L151 149H153V151H155V155L158 157V158H161V157H163L161 160H163V161H165L166 159H167V161L169 160L168 158H169V156L167 157V158H165V156L164 155H168V153H170V152H172L171 153V155L172 154H174L175 152L174 151H180V152H183L182 150H184V151H186V149H183V147H182V149H181V144H182V146H183V143H181V142H179V143H181L180 145L179 144H177V143H175V142H173V143H175V144H177V146H175V144H173V143H171V141H170V143H171V146H172V148H173V146H174V150L172 149V148H170V147H168V146H170L169 144L170 143H168V145L166 146L165 144L168 142V141H161ZM230 140V141H229ZM161 141V142H160ZM215 141V142H214ZM231 142V143H230ZM150 143H148L149 145H150ZM153 143H155V144H153ZM212 143V142H211ZM216 143V144H215ZM220 143V144H219ZM14 144H16L15 146H14ZM146 144V143H145ZM195 144H197L198 146L196 147V145L194 146V147H196V148H200V149H202L203 148V145L201 146V145H199L198 143H195ZM210 144V143H209ZM213 144H210V145H212L213 146ZM233 144V143H232ZM90 145H88V147H90ZM85 146H86V148H85ZM84 146V148L87 150V145H85ZM180 146V148H178ZM227 146V145H226ZM232 146V145H231ZM154 147V148H153ZM165 147H167L166 149H165ZM177 147V148H176ZM188 147H190V149L192 150V147H193V145L192 146H187L186 148H187V152H188V154H189V156H190V153H192L193 152V150L191 151L190 150V152L188 151L189 150V148ZM202 147V148H201ZM209 147V148H208ZM211 146H206L205 148H203L202 149V151H200V150H198L199 152L198 153H200L199 155L201 156L202 155V153H203V150L204 149H207V151L209 152H204V154L202 155V156H204L205 154L207 155L206 157H208L209 155L208 154H210V150L209 149H211L210 148ZM216 147V146H215ZM223 147H225V146H223ZM223 147L222 148H219V150H221V149H223ZM93 148H94V146H93ZM140 148V147H139ZM196 148H193V149H195L196 150ZM225 148H227V147H225ZM232 149L233 148H237L236 150L235 149H233V151H230L229 149H227V150H225V152L226 151H228V152H230L229 154H228V152H226V153H224V151H223V154H226L225 156L226 157H224V158H228L229 159V161H228V159L226 160V159H224V160H226L228 163L230 162V164H231V162H233L234 164H235V161L240 157L239 155L242 153V152H244L242 149H240V148H238V147H234V146H232L231 147ZM263 148V147H262ZM262 148L260 149V150H258V151H255V152H251V151H249V152H247V151H245L246 153H245V156H243V157H245V158H242V156L240 157L241 159H245V160H248L249 159V157L251 158V155H254V154H257L256 156H259V157H262V156H264L263 154H264V152L262 153ZM90 149V148H89ZM88 149V150H89ZM157 150V152L158 151H160V152H158L159 153V156H158V153L156 152V150ZM213 149V148H212ZM212 149H211V151H212ZM239 149V150H238ZM244 149V148H243ZM253 149H255V148H253ZM253 149H251V150H253ZM173 150V151H172ZM197 150L195 151V153L193 152L191 155H194V154H197L196 152H197ZM215 150V149H214ZM219 150H217V151H219ZM235 150V151H234ZM256 150V149H255ZM92 151V150H91ZM93 151L95 152V150L93 149ZM107 151V150H106ZM152 151V150H151ZM170 151V152H169ZM177 151H176V153H175V156H177L176 154H179L178 156H181V154L178 152L177 153ZM216 151V152H217ZM264 151V150H263ZM187 152H186V155H188L187 154ZM202 152V153H201ZM214 151H212L211 153H213ZM216 152H215V156H214V158L213 159H215V157H216V159L219 157L217 154H216ZM240 152V153H239ZM259 152V153H258ZM84 153H87V151L86 152H84ZM221 153V152H220ZM234 153H235V155H238L236 158L235 157H233L234 156ZM247 153H250L251 155H249L248 157L246 156V154ZM163 154V155H162ZM213 154H210V156L212 155L213 156ZM243 155H244V153H242ZM241 154V155H242ZM170 155V154H169ZM198 155V154H197ZM228 155H231L230 157H231V161H230V158L228 157ZM28 156L31 158V162H32V165H31V169H33V170H35L37 173H38V176H44V173H49L50 171H53V173H54V175H55V178H52V179H49V180H47V181H43V182H41L40 183V185L42 186V187H46V189H47V193H48V195L50 194L52 197L49 199L50 200V202H52V205L54 206V210H55V215H53L54 217H57L58 219H59V222L61 221L60 219H62V221L64 222V229L62 228H60L59 230H61V231H59L58 229H57V231L56 230H54V231H52V232H50L49 233V236L47 237V240H41L40 239V241L39 242H37L36 240H32V238H29V244H27L28 246H29V248L30 249H33V250H31V251H29V252H27V253H24L23 254V256L20 258V256H17L16 258L14 257V256H9L8 255V252H9V249H10V247H11V245H4V246H0V264H31V263H33L34 262V264H95L94 263V258L92 257L93 255H91L90 254V252H91V250H90V248L87 246L88 244L86 243V240H84L85 238H83L84 236H81L80 235V229H78L76 226V220L77 219H80L79 218V216H77L76 215V212L79 210V206H78V210L75 212V213H73L75 210H73L72 211V205H73V201H74V199H72V195L74 194V192H76L77 190H75L76 188H78L79 189V191H84V189H86L85 187H88L87 185H88V183L86 184V182L84 183L83 182V186L85 185V187H83L84 189H82V188H80L81 186H82V184L81 183H79L78 185H74V184H72V185H68V186H66L65 184H62V183H60L61 181H60V179L58 178L59 177V173H60V175L63 173V172H65V171H62L63 170V168L62 169H60L61 167L58 165L59 163H53V164H51V165H49V164H46V165H42V160H44L45 158L47 159V157H49V152H48V150H43V151H41L40 150V152L39 151H31V153L30 154H28ZM161 156V157H160ZM172 156H174V155H172ZM175 157V158H177V160L175 161V163L176 162H179V164L182 162L181 160H183V159H185L186 158V156H184V153H182V156L184 157V158H181V157ZM247 157V158H246ZM255 156H253L250 160H252V159H256V158H258V157H256V158H254ZM157 158V159H158ZM179 158H180V161H179ZM209 158V157H208ZM208 158H206V159H208ZM221 158V157H220ZM218 159L217 160V162L218 161H220L221 159ZM235 158V160H233L232 161V159H234ZM240 158H239V160H240ZM54 159V158H53ZM205 159V160H206ZM216 159H215V162L213 161L212 162V164H211V167L212 168H210L209 166H207V167H209V168H207V170L209 169V173L207 172V174H212L213 172H216V171H214L213 169H217L218 171H222V169H223V171H222V173L224 174V172H226V173H228L230 176H231V172H228V170H230V166H231V168L233 169H231L232 170V173L233 172H235L236 171V169H234L233 167H232V164L229 166V169L227 168L228 167V165H227V167L225 168L224 166H226V164H224V166H222L223 165V162H222V164H220V163H217L216 162ZM259 159V158H258ZM154 160H155V158H154ZM159 160V162H160V159H158ZM200 160V159H199ZM209 160V159H208ZM222 160H223V158H222ZM58 161V160H57ZM162 161V162H163ZM166 161V162H167ZM243 161V160H242ZM255 161V160H254ZM256 161H258V160H256ZM170 162V160L168 161V163ZM172 162V161H171ZM175 163H174V161L172 162V164L170 163V167L169 166H167V167H169V169H172L173 168V170H171V172L173 171L174 172V170H175V166L177 165V163H176V165H175ZM199 163V162H198ZM217 163V165H218V167H216L215 166V164ZM246 163H247V161H246ZM74 164V163H73ZM91 164H93V163H91ZM90 164V165H91ZM98 164V163H97ZM210 163L208 162L207 163V165H209ZM234 164H233V166H234ZM62 165V164H61ZM85 165V164H84ZM90 165H89V169H91V167H90ZM163 165V164H162ZM166 165H168V164H166ZM203 165V164H202ZM214 167H213V166ZM219 165H220V168H219ZM240 165V164H239ZM76 166V165H75ZM81 166V165H80ZM79 166V167H80ZM95 166V165H94ZM92 167V169L93 168H95V167ZM245 166V165H244ZM252 166L253 165H251V168H252ZM60 167V168H59ZM68 167V166H67ZM82 167V166H81ZM84 167V169H85V166H83ZM86 167H88V166H86ZM172 167V168H171ZM204 167H206L205 165H204ZM254 167V166H253ZM70 168V170L73 168L72 166L71 167H69ZM183 168V167H182ZM200 168H201V166H200ZM236 168V167H235ZM79 169V168H78ZM197 170H199L198 168H196ZM206 169V168H205ZM210 169H212V170H210ZM227 169V171H224V170H226ZM248 169V168H247ZM256 169V168H255ZM62 172H61V171ZM66 170V169H65ZM67 170H69V169H67ZM69 170V171H70ZM180 170V168L179 169H177V173H172V174H174L175 176H174V178H181L180 180L182 181L183 179H185L187 176H186V174H184V173H188V174H190V172H188L185 168H183V171H182V169L180 170L181 171V173H183L182 174V176L184 175V177L182 178L180 175H181V173H179L178 171ZM205 171V170H204ZM212 173H211V172ZM238 172H239V169L237 170ZM237 171H236V173H237ZM243 171V170H242ZM201 172H203V171H201ZM199 173V172H198ZM217 173V172H216ZM221 173V172H220ZM214 174V176L213 177H215V175H217V178H218V176H219V178H221V179H215L216 181L214 182V178L212 177V175H210L209 176V178H213V181H212V184H215V185H217V186H219V188H221V187H223L224 186V184H222V181H223V179H224V181H225V184H226V182L227 181H229L228 180V178H229V176H227L228 178H226L223 174ZM180 174V175H179ZM187 174V175H188ZM196 174V173H195ZM204 174H205V172H204ZM227 174V175H228ZM234 174V173H233ZM232 174V175H233ZM242 174V173H241ZM240 172L239 173H237V174H234L235 176L237 175V177L239 176L240 177ZM263 174V173H262ZM58 175V176H57ZM178 175H179V177H178ZM200 175H202V176H204L203 174H200ZM226 178H223V176ZM233 175V176H234ZM190 176V175H189ZM189 176L187 177V178H189ZM232 176V177H233ZM234 176V177H235ZM263 176H264V174H263ZM58 179H57V178ZM99 177H101V176H99ZM98 177V179H100ZM207 177V176H206ZM96 179H97V177H95ZM104 178V177H103ZM216 178V177H215ZM223 178V179H222ZM175 179V180H176ZM90 180H91V177H90ZM89 180V181H90ZM103 180V179H102ZM105 180V179H104ZM103 180V181H104ZM179 180V181H180ZM256 181H258V179H255ZM255 180H253V184H252V186L253 185H255V186H251L252 187V189L253 190H255V192H257L256 191V189L259 187V186H257L260 182L258 181V184L257 183H255L256 181ZM92 181V180H91ZM90 181V182H91ZM96 181H98V180H96ZM107 181H108V179H107ZM110 181V180H109ZM210 181V180H209ZM231 181H233V180H231ZM240 181V180H239ZM255 181V182H254ZM262 181H264V180H262ZM82 182V181H81ZM94 184H98V182H94V180L92 181ZM211 182V181H210ZM214 182V183H213ZM91 184V183H89V184H91V185H94V184ZM104 183H106V182H104ZM205 183V182H204ZM208 183V182H207ZM220 183V184H219ZM228 183V182H227ZM235 183H236V181H235ZM242 183H243V181H242ZM246 183V182H245ZM77 184V183H76ZM81 184V185H80ZM108 184H110V183H107L106 185H108ZM189 184V183H188ZM199 184V183H198ZM219 184V185H218ZM239 184H241L240 182H239ZM262 184H264V183H262ZM262 184H260V186L262 185ZM76 187H74V186ZM98 185H100V184H98ZM101 185H104V184H101ZM197 185V184H196ZM200 185V184H199ZM198 185V186H199ZM203 185V184H202ZM222 185V186H221ZM226 185H228V184H226ZM224 186V187H227V186ZM242 185H244V184H241V185H239V187H241ZM251 185V184H250ZM80 186V187H79ZM208 186V185H207ZM245 186V185H244ZM108 187V186H107ZM106 187V188H107ZM185 187V186H184ZM214 187V186H213ZM213 187H212V189H213ZM238 187V186H237ZM246 187H248V185L246 184ZM245 187V188H246ZM261 187H263V186H261ZM261 187H259L258 188V191H259V189H260V192L262 191V189L263 188H261ZM95 188V187H94ZM94 188H92L93 190H94ZM105 188V187H104ZM103 188V189H104ZM200 188H202L201 186H200ZM242 188H244L243 186H242ZM244 188V189H245ZM249 188V187H248ZM82 189V190H81ZM97 188H95V191L97 192L98 190V192L97 193H99L100 192V190H102V188H99L98 190H96ZM109 189H110V187H109ZM109 189H108V191H109ZM111 189H113V188H111ZM215 189H216V187H215ZM226 189V188H225ZM240 189V188H239ZM70 191V190H72L73 192V194L71 195L70 194V192L69 193H66V191ZM88 189H86L85 191H87ZM210 190H211V188H210ZM217 190V189H216ZM221 190H223L222 188H221ZM220 190V191H221ZM233 190V189H232ZM246 190H247V188H246ZM95 191H92L93 192V194L95 193ZM105 191V190H104ZM204 191V190H203ZM225 192H228L227 190H224ZM238 191V190H237ZM240 191H242V190H239V192ZM249 191V190H248ZM67 194H65V193ZM81 192V193H82ZM103 192V190L100 192V193H102ZM213 192V191H212ZM216 192V191H215ZM223 192V191H222ZM225 192H224V194H225ZM233 192V191H232ZM86 193V192H85ZM104 193V192H103ZM106 193H108L107 192V189H106ZM236 193V192H235ZM70 195V197H69V195ZM77 194H79L80 195V192H78L77 191ZM77 194H74V195H77ZM83 194H84V192H83ZM96 194V193H95ZM94 194V195H95ZM234 194V193H233ZM241 195L242 194V192L241 193H238L237 195ZM253 194V193H252ZM239 195V196H240ZM243 195V194H242ZM264 195V194H263ZM218 197V196H217ZM219 198V197H218ZM239 199V198H238ZM94 200H97V199H94ZM120 200V199H119ZM233 200V199H232ZM251 200V199H250ZM260 200V199H259ZM261 200H262V198H261ZM91 201H92V199H91ZM89 202V204L90 203H93V201L92 202ZM256 201V200H255ZM263 201V200H262ZM0 202L1 203H3L8 209H10V210H13L15 207H16V200L15 199H11V198H9V197H4V198H0ZM94 202H97V201H94ZM119 202V201H118ZM240 202V201H239ZM98 203V202H97ZM242 203H243V201H242ZM257 203V202H256ZM262 204H263V202H261ZM260 203V204H261ZM91 205H93L92 207H91ZM245 205V204H244ZM94 206H100V205H98V204H90V208H89V210H90V212L92 211L93 212V209H94V212H95V210H98L99 208H97V207H95V208H93ZM239 206V205H238ZM256 206V205H255ZM178 207H181V206H178ZM72 208V209H71ZM87 208H88V206H87ZM91 208H93V209H91ZM228 208V207H227ZM238 208V207H237ZM255 208V207H254ZM219 209V208H218ZM230 209V208H229ZM248 209V208H247ZM251 209V208H250ZM69 210H71L72 212H70ZM180 210V209H179ZM227 210L228 209H223V211L224 212H221V209L220 210H217V211H219V213L221 212L222 214H220V215H218L217 216V214H216V218L217 217H219V219H220V217L223 219L224 218V214H226V216H227V213H225V211L227 212ZM67 211V212H66ZM175 211V210H174ZM232 211H235L234 209L232 210ZM98 211H96L95 213H97ZM169 212V211H168ZM230 212H231V210L229 211V213H228V217L230 218V216L232 215V217H236V215H233V214H230ZM186 213V212H185ZM224 213V214H223ZM232 213V212H231ZM80 213H78V215H79ZM92 215H93V213H91ZM179 214V213H178ZM229 214H230V216H229ZM10 215V214H9ZM8 215V216H9ZM78 217L77 219H75V217L76 216ZM163 215V214H162ZM175 215V214H174ZM173 215V216H174ZM204 214H202L201 216H203ZM215 215V214H214ZM8 216H6V218H4L1 222H0V236L2 235V233H3V229H4V225H5V223H6V221H8V219H7V217ZM176 216V215H175ZM180 216V215H179ZM182 216V215H181ZM181 216L180 217H178V222H180L181 221ZM184 216V215H183ZM182 216V217H183ZM200 215H199V218H201V221H202V219H204L205 221H207L208 219H209V217H207V216H209V215H205L206 216V218H207V220H206V218H204L205 216H203V217H201ZM212 216H213V214H212ZM223 216V217H222ZM225 216V218H224V220H226V222L224 221V220H222V219H220L219 221L218 220H216L215 219V217H214V220H215V222H221V221H223V222H225L226 224H224L223 222V224L224 225H222V224H220V226L222 225V227L221 228H219L220 226H219V223H218V225H216L217 226V228L215 229L216 230V232L217 233H222V234H219V236H221V235H223V233H228V230H227V228L229 227V226H231V223H227V219H229V218H227ZM10 217V216H9ZM139 217V216H138ZM259 217H261V215H259ZM264 217V216H263ZM263 217H261V218H258V216H257V218L258 219H261L260 220V223L263 221ZM140 218V217H139ZM144 218V217H143ZM146 218V217H145ZM184 218H186V217H184ZM211 218V217H210ZM213 218V217H212ZM237 218H239V217H236V221L237 220H239V222H240V219H237ZM183 219V218H182ZM218 219V218H217ZM231 219V218H230ZM230 219H229V222H230ZM234 219V218H233ZM243 219V218H242ZM241 219V220H242ZM213 220V219H212ZM213 220V221H214ZM243 220H245V218L243 219ZM242 220V221H243ZM256 221H259V220H257V219H255ZM200 221V222H201ZM205 221H202L201 223H203V222H205ZM240 222V225H242V226H244V224H242L243 222ZM247 221V220H246ZM45 222L46 221H44V220H40V221H38V223H39V227L41 226V228H43L44 227V224H45ZM62 222V223H63ZM129 222V221H128ZM137 221H136V218H132L131 219V224L132 225H134L135 223H136ZM175 222V221H174ZM173 222V223H174ZM177 222V221H176ZM209 222V223H208ZM235 222V221H234ZM239 222H238V224L236 225L235 223H237V222H235V223H233L235 226V228H233V227H229V232H230V234H229V236L231 237V238H233L232 236V233H231V231H233V229H235L234 230V232H235V236H237V237H235V238H238V236H239V238H240V234L242 233V231L243 232H245L244 230H240L241 228L243 229V227H240V229H239ZM200 223V224H201ZM214 223V222H213ZM217 223H215V224H217ZM246 223V222H245ZM102 224H104V223H102ZM127 224V223H126ZM130 224V225H131ZM151 224V223H150ZM207 224H209V225H211V223H210V219L207 221V222H205V225H207ZM215 224H213V225H215ZM262 224V223H261ZM61 223H60V227H61ZM131 225V226H132ZM172 225V224H171ZM204 225V223L203 224H201V227L202 226H204V227H206ZM229 225V226H228ZM260 225V224H259ZM258 225V226H259ZM208 226V225H207ZM215 226V227H216ZM224 226V227H223ZM226 226V227H225ZM233 226V225H232ZM238 226V229L236 228ZM261 226V225H260ZM259 226V227H260ZM146 227H148L147 225H146ZM150 227V226H149ZM172 227V226H171ZM209 227V226H208ZM262 229H263V231H264V221H263V224H262ZM261 227H260V229H261ZM151 228V227H150ZM218 228H219V230H218ZM224 230H223V229ZM226 228V229H225ZM149 229V228H148ZM151 229H153V230H151ZM151 229H149L150 231H154V232H156L155 230H154V228H153V226H152V228ZM166 229V228H165ZM179 229V228H178ZM222 231H224V232H221V230ZM236 229H237V231H238V233H236ZM262 229H261V232H262ZM116 231H122V232H116V231H113V232H115L114 233V235L112 236V234L111 233H109L112 237H113V239H115L114 238V236L116 237L117 236V238H118V233L119 234H121L122 235V233H124L123 232V230H117V229H115ZM139 230V231H138ZM95 231V230H94ZM128 231V230H127ZM164 231V230H163ZM171 231V232H170ZM173 231H174V229H173ZM172 230H169V231H167V233H169V234H166V233H164V240H167V239H169V238H174L175 237V235H173L174 233L176 234H180L181 236H183V234H184V236H188V230L187 231H184V230H181V227H180V229L179 230H177V232H173ZM220 231V232H219ZM241 231V232H240ZM56 232V233H55ZM58 232V233H57ZM100 232V231H99ZM99 232H98V234H99ZM131 232V231H130ZM134 231H132V233H133ZM137 237H139V235H140V232H142V229L140 228V229H137ZM253 232V231H252ZM35 233V232H34ZM93 233H95V236H97L96 234V232H93ZM108 233V232H107ZM129 233V232H128ZM135 233V232H134ZM157 233H159V232H157ZM188 233V234H187ZM214 233H215V231H214ZM249 233V231H246L245 233H243L241 236L243 237V238H245V236H249V234L251 233V231H250V233ZM254 233H257V232H254ZM101 234V233H100ZM100 234H99V236H100ZM126 234V233H125ZM136 234V233H135ZM134 234V235H135ZM216 234V233H215ZM234 234V233H233ZM237 234V235H236ZM252 234L253 233H251L250 235L252 236ZM258 234V236H259V238L258 237H255L254 238V236H252L251 238H253V239H259L260 240V237H261V235L263 234V232H262V234L260 233H257ZM129 235V234H128ZM128 235H127V237H128ZM160 235H161V232H160ZM179 235V236H180ZM245 235V236H244ZM95 236H94V238H95ZM110 236V238H112ZM162 236V235H161ZM181 236H180V238H181ZM213 236H214V234H213ZM216 237H217V235H215ZM105 237H107V236H105ZM105 237H103V238H105ZM119 237H121V236H119ZM136 237V238H137ZM177 238H179L178 237V235L176 236ZM101 239V238H98V241L101 239V241L105 244V245H107V247L110 249L111 248V241H109L110 240V238L108 237V238H105V239H109V240H105V239ZM116 238V239H117ZM124 238V237H123ZM220 238V237H219ZM221 238H223V237H221ZM140 240H141V238H139ZM216 239V238H215ZM261 239H263V237L261 238ZM59 240H61V241H59ZM127 240V239H126ZM125 240V241H126ZM137 240V239H136ZM139 240V241H140ZM145 242H144V241ZM180 240V239H179ZM184 240H186V239H184ZM183 240V241H184ZM232 240V239H231ZM239 240V239H238ZM245 240V239H244ZM243 240V241H244ZM94 241H97V238H95V240ZM114 241V240H113ZM138 241V240H137ZM142 242H144V243H146V244H144V245H147V246H141L142 248H143V250L144 249H146V247H150L149 248V250L151 251L150 253H149V255H150V262L152 263V264H156L157 262H161V264H163L164 262L166 263H171L172 261V263L171 264H175V263H177V264H179L178 262H176L177 261V254H174V253H172V251H174V249H159L156 245H155V238H153V237H145V238H143L142 237V240H141ZM140 241V242H141ZM41 242H46L49 246L51 245V247L49 248V247H47V246H45V247H47L48 248V250H47V248H43V247H39V245L41 244ZM139 242V243H140ZM234 241H232L231 243L233 244V246H234V244L235 243H233ZM246 242V241H245ZM262 242V241H261ZM263 242H264V239H263ZM51 243V244H50ZM102 243V244H103ZM113 243V242H112ZM134 243V242H133ZM180 244H181V246L179 245V247H178V249L180 248V250H179V253L178 254H180V257L181 256H183V257H186V262L185 263H180V264H199V262L198 261H192L190 258V255H188V252H189V250L186 248V247H184V248H186L187 250H188V252H187V250H185V249H183V245H188V242H186L187 244H183L184 242H179ZM230 243V244H231ZM103 244V245H104ZM141 244H143V243H140V245ZM175 244V243H174ZM178 244V243H177ZM183 244V245H182ZM217 244H219V243H217ZM240 243H236V245L232 248L230 245H229V243L227 244L228 245V250H230V248L231 249H233V252H232V250L229 252V254H230V256L229 257H231L230 258V261H229V257L227 258L228 259V261L229 262H231V263H233L234 264V262H235V264L236 263H238L239 262V258L238 257H240V256H242L240 259V261L241 262H239L240 264H249V262L247 263H244V262H242V261H245L244 259H243V257H246V256H248V253H249V256H253V255H255V254H258V253H256V252H258V249H259V252H261V257H262V259L263 260H261V258L259 257V255H257V257H256V263H258V264H260L259 262H261L262 263V261L264 262V258H263V251H264V244L262 243V250L263 251H260L261 250V244H260V247H259V245L258 246H256V245H254L253 247H251L252 249L255 247V248H257V251H255V249H254V251L255 252H252V253H254V254H250V247H248L249 248V250L248 249H246L245 247H247L246 246V244L245 245H243V246H245L244 248L246 249V251L248 250V252H246V251H243V249H241V248H239V249H237V247L236 246H238ZM242 244H243V242H242ZM102 245V246H103ZM135 245L137 246V242L135 243ZM226 245V246H227ZM42 246V245H41ZM175 246V245H174ZM225 246V245H224ZM135 247V246H134ZM176 247V246H175ZM192 247H193V245H192ZM191 247V248H192ZM259 247V248H258ZM123 248V247H122ZM137 248H139V247H137ZM218 248V247H217ZM234 248H235V251L237 252H235L234 251ZM119 249H121V248H119ZM141 249V248H140ZM177 249V248H176ZM196 248H194V250H195ZM204 249V248H203ZM203 249H202V251H203ZM237 249V250H236ZM60 250H62V253L60 254L58 251H60ZM197 250V249H196ZM199 250H201V249H199ZM227 250V249H226ZM241 250L242 251V253H240L239 251ZM121 251V250H120ZM148 251V250H147ZM198 251V250H197ZM252 251V250H251ZM119 252V251H118ZM192 252H193V249H192ZM239 252V253H238ZM36 253V254H35ZM122 253V252H121ZM195 253V252H194ZM235 254V257L233 256L232 257V255L231 254ZM245 253H246V255H245ZM189 254H190V252H189ZM203 254V253H202ZM228 254V255H229ZM60 255V256H59ZM116 255V254H115ZM117 255H119V253L117 254ZM128 256H129V254H127ZM131 255V254H130ZM100 256V263L101 264H113L112 262H114L113 261V259H112V262L109 260V259H106V257L108 258V256H104L103 255V253H102V255L100 254L99 255ZM191 256H193V255H191ZM200 256V255H199ZM238 256V257H237ZM248 256V257H249ZM59 257H61V261L64 259V261H62V262H60V260H57ZM135 258H136V256H134ZM133 257V258H134ZM56 258V259H55ZM63 258V259H62ZM117 258V257H116ZM133 258H131L130 257V259H133ZM234 258V259H233ZM238 258V259H237ZM260 258V259H259ZM93 259V260H92ZM125 259V258H124ZM127 259H129V258H127ZM129 259V260H130ZM137 259V258H136ZM235 259H237V261L238 262H236V260ZM243 259V260H242ZM254 259H255V257H254ZM55 260H57V261H59V263H55L54 261ZM119 260V259H118ZM233 260V261H232ZM261 260V261H260ZM127 262H128V260H126ZM132 261V260H131ZM168 261H170V262H168ZM227 261V260H226ZM227 261V262H228ZM253 261V260H252ZM252 261H251V263H252ZM255 261V260H254ZM259 261V262H258ZM117 262V261H116ZM114 263V264H118L119 262H117V263ZM121 262V261H120ZM149 262V264H151ZM225 262V261H224ZM229 262L227 263V264H229ZM218 263V262H217ZM230 263V264H231ZM238 263V264H239ZM250 263V264H251ZM97 264V263H96ZM99 264V263H98ZM120 264H124L123 262L122 263H120ZM126 264H129V262L128 263H126ZM144 264V263H143ZM146 264V263H145ZM201 264V263H200ZM219 264V263H218ZM225 264H226V262H225ZM255 264V263H254Z\"/></svg>",
  "mask_w": 264,
  "mask_h": 264
}]
</instances>
